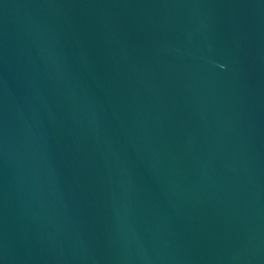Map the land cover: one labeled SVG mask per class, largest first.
<instances>
[{"label":"water","instance_id":"95a60500","mask_svg":"<svg viewBox=\"0 0 264 264\" xmlns=\"http://www.w3.org/2000/svg\"><path fill=\"white\" fill-rule=\"evenodd\" d=\"M0 264H264V0H0Z\"/></svg>","mask_w":264,"mask_h":264}]
</instances>
